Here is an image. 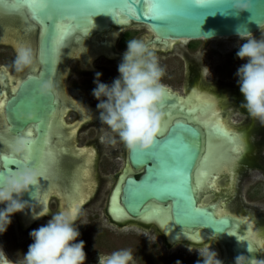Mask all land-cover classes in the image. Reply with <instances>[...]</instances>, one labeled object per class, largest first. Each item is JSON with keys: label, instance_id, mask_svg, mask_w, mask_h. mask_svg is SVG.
I'll return each instance as SVG.
<instances>
[{"label": "water", "instance_id": "water-1", "mask_svg": "<svg viewBox=\"0 0 264 264\" xmlns=\"http://www.w3.org/2000/svg\"><path fill=\"white\" fill-rule=\"evenodd\" d=\"M39 3L40 0H35ZM166 6L179 7L187 5L193 11L208 13L202 22L175 12L166 15L160 21L130 17L123 7L124 0H48L49 6L43 11L28 7V0H3L0 3V42L11 44L16 50V43H29L34 45V63L19 84L18 89L5 103L3 113L9 125V132L20 136L26 128L34 131L33 138L38 142L37 151L31 160L22 158L10 159L7 167L12 168L21 163H28L36 169H41V164H46L47 135L53 133L55 111L57 102L53 92V83L56 81L61 65L64 66L71 54L88 41L93 45L97 43V35L110 33L113 29L129 27L146 28L154 37L149 46H162L166 48L171 41H211L216 39L239 38V33L244 32L247 38L256 36L264 30V0H251V11L239 14L231 11V0H158ZM137 8L143 6V0L137 3ZM95 10V15L91 13ZM63 22L71 25V31L61 34L59 24ZM36 30V39H32V31ZM250 34V35H248ZM77 40H80L78 45ZM15 41L16 43L13 44ZM33 41V43H32ZM51 84V90L42 94L41 86ZM60 106V105H59ZM219 125V126H217ZM226 126V123H224ZM215 126L216 129H215ZM214 136L232 142L231 134H226L222 123L214 124ZM16 140V139H15ZM13 140V141H15ZM14 144V142H13ZM203 139L197 127L191 123L175 122L169 126L163 136L157 135L154 143L145 150L130 151L127 148V163L122 170L120 193L114 190L117 197V208L122 212L125 222H116L109 214L112 222L123 225L128 222L143 221L153 209L169 212L171 222L176 230L193 234L203 231L206 234L224 240L230 244L232 241L225 239L237 225L234 217H217L211 207L200 205L193 187V173L202 154ZM11 151H1L0 156H10ZM62 165L71 166L67 157ZM180 169V171H177ZM0 170H3L0 168ZM134 173H140L136 179ZM64 189L65 184L61 181ZM39 187H45V176L39 178L38 184L30 189L29 193L22 196V200L33 205L39 202ZM231 192V191H230ZM228 194L225 198H228ZM38 195V198H37ZM112 198V197H111ZM224 199V197L222 198ZM156 205V207H154ZM111 206V199H110ZM169 246L184 243V240L175 242L164 232ZM239 243L233 242L232 251L235 257L245 256L253 259L250 245L237 236ZM194 242V241H193ZM228 264V263H226Z\"/></svg>", "mask_w": 264, "mask_h": 264}, {"label": "flooded vegetation", "instance_id": "flooded-vegetation-1", "mask_svg": "<svg viewBox=\"0 0 264 264\" xmlns=\"http://www.w3.org/2000/svg\"><path fill=\"white\" fill-rule=\"evenodd\" d=\"M138 28L139 27L132 26L129 28L118 30L113 29V31H111L110 33H100L97 35V40L95 41L100 44L102 43V45H93L92 41H88L87 46H83V44L85 43L82 42L81 46L82 48H84L82 49V51L81 49H78L79 46L75 45L77 50H75L70 57H73L74 54L77 53V63L80 64V70L83 69L81 72H85L89 76L88 78L90 80V84L87 89V91L89 92L86 94L89 96L88 98L75 99L70 97V95H72L71 92H73L74 84L69 85L68 88L64 87L63 81L64 77H66V75L64 76V70H66L67 64H64V66L61 65L58 71L57 79L53 83V92L58 106L54 114L55 120L53 133H48L47 135V175L45 176L46 188L39 187V202L35 203L36 205L33 204L35 205L34 211H36L37 213L41 211V208L45 209L46 211L48 209L49 201L53 197L54 199L58 200L60 211L70 209L73 205H77V210H80V208L84 207L87 203L86 202L84 204V202L88 200V198H91L96 181L100 182V179L94 177V172H92L94 153L96 154L97 150L94 149L95 147H90L82 151H77L75 150V146H73V141L74 137L79 132L85 131L87 128H90V132L96 133L95 135L97 136H102L105 133L106 126L97 124L99 120V113L96 108L98 101H96L92 96V91L95 87V84L93 83L95 74L97 72L102 73L101 82L110 85L113 80L119 76L118 66L122 62L124 52L127 50V41L132 39H141L149 46V43L154 36L146 28L142 27L140 28H142L145 34L138 33ZM221 40L226 39H216L211 41H171L168 43V46L166 48L155 45L149 46L150 50H152L157 56L161 67H163L165 70V75L162 79V83L167 88V95L160 106V110L163 113V120L161 122V129L158 135L163 136L169 126L175 122L191 123L201 131L203 148L202 154L196 164V169L193 173V187L197 197L199 196L198 198L200 201V205L207 208L211 207V210L214 214L217 211V213L215 214L217 217L222 211L223 213L226 211L220 208V204L222 201H225V199L227 200L231 198V192L233 191L232 189H234V186L236 184L239 169L242 166L247 165L249 167L252 164V161H250V156L255 152L256 147H254L250 142L249 132L250 129L253 130V123L257 121L251 119L248 116L247 112L243 108H241V104L243 103L244 98L239 90V86L237 83L238 77L236 76V72L238 68L247 61H242L236 57V52L238 51L240 44L231 47L224 45L217 46V41ZM77 41H79V45L81 41ZM13 42V44L16 43L15 41ZM26 43L27 42H25L24 44ZM16 45L17 43L15 44V46ZM2 46L9 48L11 52L16 55V49L11 44ZM100 58L110 63H116V65L113 66L112 70H108L106 68L93 70V67H91V63L97 61ZM6 70V67L1 68L0 66V102L3 103V105H5V103L10 99V97L14 93L13 91H16L18 89L19 84L22 82L23 78L29 71V69L25 70L20 78L11 79ZM85 86L81 87L80 89L84 88ZM3 108H0V152H9L13 147V140H15L18 136H15L9 132V125L3 113ZM169 113L171 115H169ZM68 114H74L75 118L77 119L66 123L65 120ZM204 120L210 122V126L208 128L198 126L197 123ZM236 120H248L251 122V124L246 130L237 131L235 128L227 124L229 121ZM215 123H222L223 131L226 134L233 135V140L231 143L223 138H218L217 133L216 136L213 135L212 132H214L216 127L219 126H215L214 129L213 124ZM223 123H226V126ZM165 124L166 127H164ZM92 126H95L96 129H93ZM100 128L104 129L102 130ZM29 130H31L34 135L33 129L31 127H28L22 133H20V136L26 137V133ZM208 141L210 142L209 145ZM60 149L64 150V152L62 150L60 151ZM120 150L123 155L121 159L123 165L120 172L115 177L113 187L108 196L105 211V217L112 224L114 223L110 218L109 207L111 208L112 217L114 216V220H116V222L123 223L126 221L122 220L125 218H121L122 212L117 208V197H115V194L114 196H112L114 190L117 191V196L120 193L119 186L121 185L123 180L122 179L121 182H119L120 176L127 163V147L123 145V143H120ZM116 152L117 150H112L109 152V154L113 156V154H115ZM259 152L260 150L258 151V153ZM65 156L71 163V166L69 165L66 167L62 165V161ZM215 160H217V164H215ZM203 161L204 163L202 164ZM211 163L213 166H211ZM198 172L202 174L200 175ZM198 174L200 175L201 180H198ZM134 175L136 179H138L140 173H134ZM221 177L226 178V186L224 187V189H222V191L220 190L218 184ZM78 178L80 180H78ZM196 178L197 181H200L199 186L196 184ZM61 181L65 184L66 189L60 186L59 182ZM118 183L119 186L117 189ZM201 189L203 190L201 191ZM213 193L216 196V201L215 203L211 204V196L207 198H204V196ZM227 193H230L228 194L229 197L225 198V195H227ZM75 196L78 197L76 198V201H74ZM82 196H84V199L82 198ZM223 197L224 199H222ZM110 199L112 200L111 206ZM205 200H207L209 204H205ZM0 207H3V205H0ZM154 207H156V205H154ZM160 208L161 207L159 206L158 209H153L146 216H143L142 220L147 222V224H151L148 227H153L154 229H156L157 234L161 237L162 243L165 245V247L171 249L173 246L171 247L167 243L166 238L164 237V232L166 235L169 234L168 236L171 240L174 236L173 234L180 235L181 238L179 240H186L183 241L184 243H179L176 245H182L202 251L205 249H210L217 254V259L220 261V264H235L237 257L234 256V253L232 251L233 243H224L220 238L214 236H210L209 238L208 234L200 230L196 231L193 234L176 230L171 222L169 212H166ZM249 210L244 211L246 212V214L242 213V216L239 217H234V213L229 211H226L225 213L227 214H224L234 217L237 220V225L235 228L240 226V228H244V231L251 230L254 232L255 237L253 238L255 241H257L249 242L244 240V242L250 245V248L253 252H256V257L252 259L254 264H261V260H264V243L261 239V234L263 232H260V229H258L257 226L258 223L256 222V224L253 220L254 218H256L255 216H257L260 219V222L262 224L261 226H263L264 214L262 215L260 213V209L258 208H249ZM158 212H162L160 213V216L162 218L166 216L168 217L165 218L166 221L163 220L164 218L161 222H158V218L154 219L156 217H159ZM222 215H219V217H221ZM13 217L19 223V226L21 228L31 227V224H34V222H37L44 218V216H41L39 219L33 220L29 209H25V211L22 213H16L15 215H13ZM147 218L149 221L147 220ZM163 221L168 224L165 226L166 223L164 222L165 224H163ZM169 222L171 223V225H169ZM128 223L129 226L130 224L139 225L144 229V232L148 233V231L146 230L148 229V227L144 224L140 222ZM128 223L123 224V226L127 225ZM161 226L164 228H162ZM194 237H201L202 240L194 241ZM179 240L177 239L175 242H178ZM258 245L260 248H258ZM0 252L3 253V255H0V264H3V261L5 262V264H14L9 259L8 254L1 245Z\"/></svg>", "mask_w": 264, "mask_h": 264}, {"label": "clouds", "instance_id": "clouds-1", "mask_svg": "<svg viewBox=\"0 0 264 264\" xmlns=\"http://www.w3.org/2000/svg\"><path fill=\"white\" fill-rule=\"evenodd\" d=\"M229 9L236 14L251 11V0H231ZM239 38L245 42L239 45L236 57L247 61L236 72L244 98L241 108L251 119L264 125V39L247 38L244 32L239 33ZM33 63L34 53L29 46L23 45L16 50L13 61L16 73L25 72ZM118 73L119 76L110 85L101 82L102 73L99 72L93 81L92 96L98 101L96 108L101 125L106 126L105 137L109 143L119 141L133 152L148 149L154 143L163 120L160 106L167 95V88L162 83L165 70L143 40L132 39L127 41ZM50 90V83L41 86L42 94ZM37 144L36 140L19 136L14 141L11 155L0 156V168L3 169L0 170V205H3L0 207V235L11 225L12 216L25 209L31 211L33 220L48 215L42 208L37 213L34 211L36 204L22 200L23 194L29 193L41 178L36 168L28 163L7 167L10 159L32 157L37 151ZM79 216L77 209L58 211L51 215L46 225L32 230L29 236L33 243L23 254L21 264H85L84 241L76 242L80 236L77 226ZM0 255L3 253L0 252ZM98 259L99 264H134L130 249L116 250ZM198 264H220V261L214 251L205 249ZM235 264L254 262L239 256Z\"/></svg>", "mask_w": 264, "mask_h": 264}, {"label": "rangeland", "instance_id": "rangeland-1", "mask_svg": "<svg viewBox=\"0 0 264 264\" xmlns=\"http://www.w3.org/2000/svg\"><path fill=\"white\" fill-rule=\"evenodd\" d=\"M138 29V33H144L142 28L139 27ZM36 35V30L32 31V39H36ZM253 38L264 39V30L260 34L253 36ZM243 42H245L244 39L240 38L226 39L217 41V46L224 45L231 47ZM0 44L1 68L6 67V72L11 79L20 78L23 73H16L13 68L14 53L9 48L2 46L10 44L2 42ZM27 46L34 50L33 44L29 43ZM75 54L66 62V70H64V76L66 75V77H64L63 84L65 88L74 84L70 97L75 99L88 98L89 96L86 94L89 92L87 91L90 84L89 76L85 72H81L83 69L80 70V64L76 60L78 56L77 53ZM115 65L116 63H110L101 58L91 63L93 70H99V68L112 70ZM83 86L85 87L80 89ZM76 119L74 114H68L65 121L69 123ZM97 124H101L100 120H98ZM227 124L237 131H242L246 130L251 122L248 120H236L229 121ZM92 128L96 129L95 126H92ZM100 129L103 130L104 128ZM95 134L90 132V128H87L85 131L79 132L73 141V146H75V150L77 151L95 147L94 149L97 152L96 154L94 153L92 172H94V177L100 179V182L96 181L94 185L91 198H88L84 202V204L87 202L86 205L78 210L80 216L77 226L80 236L76 242L80 240L84 241L85 264H99V256L102 257L120 249H130L132 251L134 264H178V262L179 264H198L199 259H202V250L182 245H174L171 249H168L162 243L161 237L153 227H148L146 229L147 233L139 225L130 224L129 226V223L124 226L114 225L105 217L108 196L113 187L115 177L122 168L121 159L123 155L120 150L119 141L116 144H111L107 141L105 133L102 136ZM249 139L253 146L256 147L255 152L250 156L252 164L249 167L246 165L239 169L236 184L231 192V198L225 199L220 204L221 209L233 212L238 216H242V213L246 214L244 211L249 210V208H258L261 211L260 213L264 214V125L258 120L253 123V130L250 129ZM209 144L210 142L208 141ZM112 150H117L113 156L109 154ZM259 150L260 152L258 153ZM218 184L222 191L226 186V178L221 177ZM209 196L212 199L211 204L215 203L216 196L214 193L208 194L204 198ZM58 211H60L59 202L53 197L50 199L48 209L46 210L48 215H44L42 220L31 224V227L21 228L12 216L11 225L3 235H0V245L14 264H21L23 254L27 253L29 245L33 243L29 233L46 225L48 220L51 219V215ZM255 217L253 221L259 224L256 223L260 232H263L261 239L264 243V225L261 226L260 219L257 216Z\"/></svg>", "mask_w": 264, "mask_h": 264}, {"label": "snow or ice", "instance_id": "snow-or-ice-1", "mask_svg": "<svg viewBox=\"0 0 264 264\" xmlns=\"http://www.w3.org/2000/svg\"><path fill=\"white\" fill-rule=\"evenodd\" d=\"M3 0H0V3H2ZM140 2V0H124L123 7L127 11V14L130 17H135L137 19L141 18L139 14H142V16L146 19L153 20V21H160L166 18V15L173 14L175 12H179V14L187 16L189 18L195 19L198 21L197 25L202 22L203 17L206 15H209L208 13L200 12V11H193L190 7L187 5H181L178 8L174 6H166L162 5L158 2V0H143V6L141 8H137V3ZM49 6L48 0H40L39 3H36L35 0H28V7L33 9L32 14L35 16L37 10L43 11ZM91 15H95V10L91 13ZM59 31L61 34H67L69 31H71V25L65 24L61 22L59 24ZM23 43H17L16 48L23 46ZM3 103H0V108H3ZM169 115H171L169 113ZM166 127V125H165ZM26 137L32 140H35L33 138V133L31 130L27 131ZM4 149V146H3ZM2 149V150H3ZM50 155V153H49ZM31 160L32 157L28 159H24V161ZM46 164H41V169H36L42 177L47 175L46 172ZM177 171H180V169H177ZM46 200V197H45ZM72 209H77V205H73Z\"/></svg>", "mask_w": 264, "mask_h": 264}, {"label": "bare ground", "instance_id": "bare-ground-1", "mask_svg": "<svg viewBox=\"0 0 264 264\" xmlns=\"http://www.w3.org/2000/svg\"><path fill=\"white\" fill-rule=\"evenodd\" d=\"M115 33H116V31H115ZM13 92H15V91H13ZM0 103H1V102H0ZM60 112H62V111H60ZM214 113H215V112H214ZM58 115H59V113H58ZM61 115H62V114H61ZM60 118H61V116H60ZM62 121H63V120H62ZM78 122H79V121H78ZM197 124H198V126H201V127H207V128L210 126V122H207V120H206V121H205V120H204V121H199ZM223 124H224V123H223ZM165 125H166V124H165ZM165 125H164V127H165ZM211 125H212V124H211ZM213 125H214V124H213ZM59 127H60V126H59ZM231 127H232V126H231ZM162 128H163V127H162ZM160 129H161V128H160ZM202 129H203V128H202ZM224 129H225V128H224ZM231 131H232V130H231ZM159 132H160V131H159ZM235 132H236V131H235ZM235 132H234V133H235ZM236 133H237V132H236ZM8 134H9V133H8ZM61 134H62V132H61ZM160 136H161V135H160ZM52 139H53V138H52ZM236 139H237V138H236ZM62 140H63V139H62ZM234 142H235V141H234ZM205 143H206V142H205ZM239 143H240V142H239ZM59 144H60V143H59ZM51 145H52V144H51ZM48 146H49V145H48ZM52 146H53V145H52ZM54 147H55V146H54ZM243 147H244V146H243ZM204 148H205V147H204ZM240 148H241V147H240ZM205 149H206V148H205ZM62 151L64 152V150H62ZM237 151H238V149H237ZM240 152H241V150H240ZM51 153H52V152H51ZM61 153H62V152H61ZM205 153H206V152H205ZM237 153H238V152H237ZM237 153H236V154H237ZM233 154H234V153H233ZM236 154H235V155H236ZM240 154H241V153H240ZM240 154H239V155H240ZM233 156H234V155H233ZM60 158H61V157H60ZM201 158H202V157H201ZM224 159H226V158H224ZM239 159H240V158H239ZM58 160H59V159H58ZM226 160H228V159H226ZM233 160H234V159H233ZM89 162H90V161H89ZM216 162H217V160H215V164H217ZM90 163H91V162H90ZM202 164H203V162H202ZM211 166H213L212 163H211ZM59 167H60V166H59ZM202 167H203V166H202ZM65 169H66V168H65ZM195 169H196V168H195ZM67 170H68V169H67ZM77 170H78V169H77ZM202 170H203V168H202ZM61 171H63V170H61ZM75 171H76V170H75ZM209 171H212V170H209ZM65 172H66V170H65ZM217 172H218V171H217ZM198 173H199L200 175L202 174V173H200V172H198ZM231 173H232V172H231ZM63 174H64V173H63ZM65 174H66V173H65ZM199 174H198L197 178H198V180H201ZM55 177H56V176H55ZM62 177H63V176H62ZM52 178H53V177H52ZM197 178H196V184L199 186V185H200V181H197ZM56 179H57V178H56ZM59 179H60V178H59ZM59 179H58V180H59ZM64 180H65V179H64ZM78 180H80V179L78 178ZM122 181H123V180H122ZM49 182H50V181H49ZM49 182H48V183H49ZM51 182H52V181H51ZM78 182H79V181H78ZM193 182H194V181H193ZM52 183H53V182H52ZM72 185H73V183H72ZM75 185H76V184H75ZM79 185H80V184H79ZM197 185H195V186H197ZM214 187H215V186H214ZM45 188H46V186H45ZM76 188H78V187H76ZM119 188H120V187H119ZM72 189H73V188H72ZM81 189H82V188H81ZM205 189H206V188H205ZM202 190H203V189H201V191H202ZM207 190H208V189H207ZM69 191H70V190H69ZM77 191H78V189H77ZM44 192H45V191H44ZM72 192H73V191H72ZM72 192H70V193H72ZM84 192H85V191H84ZM39 194H40V193H39ZM68 194H69V193H68ZM74 194H75V193H74ZM72 195H73V194H72ZM72 195H71V196H72ZM71 196H70V197H71ZM67 197H68V196H67ZM83 197H84V196H82V198H83ZM198 197H199V196H198ZM42 198H43V197H42ZM76 198H78V197L75 196V200H74V201H76ZM112 198H113V197H112ZM73 199H74V198H73ZM83 199H84V198H83ZM40 201H41V200H40ZM42 201H43V200H42ZM111 201H112V200H111ZM45 202H46V201H45ZM116 202H117V201H116ZM211 202H212V201H211ZM78 203H79V202H78ZM202 203H203V202H202ZM204 203H205V204H209V202H208L207 200H205ZM204 203H203V204H204ZM39 204H40V203H39ZM39 204H38V205H39ZM205 206H206V205H205ZM39 207H40V206H39ZM35 208H36V207H35ZM45 208H46V207H45ZM38 209H39V208H38ZM110 209H111V208H110ZM160 209H161V208H160ZM35 210H36V209H35ZM44 210H45V209H44ZM224 211H225V210H224ZM30 212H31V211H30ZM225 212H226V211H225ZM225 212H224V213H225ZM158 213H159V212H158ZM160 213H162V212H160ZM160 213H159V217H160V218H159V217H156V218H154V219H157V218H158V222H159V221L161 222L162 219L164 218L163 220L166 221L165 218H168V217H167L166 215H163V216H166V217H163V218H162V217L160 216ZM216 213H217V211H216ZM216 213H215V214H216ZM224 213H223V211H222L219 215H222V214H224ZM225 214H227V213H225ZM225 214H224V215H225ZM111 215H112V214H111ZM121 215H122V214H121ZM219 215H218V217H219ZM224 215H222V216H224ZM231 215H232V214H231ZM168 216H169V215H168ZM122 217H123V216H121V218H122ZM246 217H247V216H246ZM113 218H114V216H113ZM116 218H117V217H116ZM145 219H146V218H145ZM150 219H151V218H150ZM152 219H153V217H152ZM147 220H148V218H147ZM148 221H149V220H148ZM150 221H151V220H150ZM165 221H163L162 223L165 224V223H166ZM152 222H154V221H152ZM156 222H157V221H156ZM158 222H157V223H158ZM164 222H165V223H164ZM236 222H237V221H236ZM238 222H239V221H238ZM248 222H249V221H248ZM241 223H242V222H241ZM167 224H168V223H166L165 226H166ZM160 225H161V224H160ZM169 225H171L170 222H169ZM245 225H246V223H245ZM161 227H162V226H161ZM162 228H164V227H162ZM166 229H167V227H166ZM166 232H167V231H166ZM178 233H179V232H178ZM185 233H186V232H185ZM171 234H172V233H171ZM171 234H170V235H171ZM183 234H184V233H183ZM183 234H182V235H183ZM168 235H169V234H168ZM168 235H167V236H168ZM173 235H174V236L172 237V240H173V241H176L177 239L179 240V239L181 238L180 235H175V234H173ZM186 235H187V234H186ZM195 236H196V235H195ZM237 236H240V239H241L242 241H244V240H245V241H249V242H253V241H255L254 238H253V237H255V236H254V232L251 231V230H250V231H244V228L242 229V228H240V226H238L237 228L231 230V233H229L228 235H226V236H225V239H227L228 241L231 240V241H232L231 243H233V242H234V243H235V242L239 243V240L237 241V238H238ZM168 237H169V236H168ZM182 238H183V237H182ZM183 239H184V238H183ZM201 240H202L201 237H199V238H195V237H194V241H201ZM222 241H224V240L222 239ZM256 241H257V240H256ZM256 241H255V242H256ZM200 243H201V242H200ZM226 243H227V242H226ZM227 244H228V243H227ZM260 245H261V244H260ZM262 245H263V244H262ZM262 247H263V246H262ZM258 248H260L259 245H258ZM261 254H262V253H261ZM0 257H1V256H0ZM1 259H2V258H1ZM2 260H3V259H2ZM262 263H264V260H261V264H262ZM3 264H5L4 261H3ZM7 264H8V263H7Z\"/></svg>", "mask_w": 264, "mask_h": 264}]
</instances>
